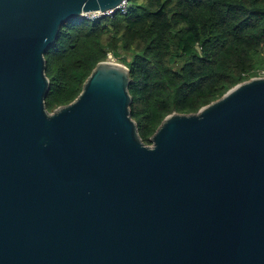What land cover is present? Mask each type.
<instances>
[{
    "label": "water",
    "instance_id": "obj_1",
    "mask_svg": "<svg viewBox=\"0 0 264 264\" xmlns=\"http://www.w3.org/2000/svg\"><path fill=\"white\" fill-rule=\"evenodd\" d=\"M123 1L0 0V264H264V76L168 115L150 145L124 65L47 110L61 27Z\"/></svg>",
    "mask_w": 264,
    "mask_h": 264
},
{
    "label": "trees",
    "instance_id": "obj_2",
    "mask_svg": "<svg viewBox=\"0 0 264 264\" xmlns=\"http://www.w3.org/2000/svg\"><path fill=\"white\" fill-rule=\"evenodd\" d=\"M125 15L64 24L44 54L49 112L108 56L130 71L131 118L150 145L172 113H196L264 66V0H127Z\"/></svg>",
    "mask_w": 264,
    "mask_h": 264
},
{
    "label": "built area",
    "instance_id": "obj_3",
    "mask_svg": "<svg viewBox=\"0 0 264 264\" xmlns=\"http://www.w3.org/2000/svg\"><path fill=\"white\" fill-rule=\"evenodd\" d=\"M127 10H128V2L127 0H124L116 8L111 9L106 12L92 11V12L83 13L81 16V19L95 21V20L105 18V17H112L116 14L125 15L127 13Z\"/></svg>",
    "mask_w": 264,
    "mask_h": 264
},
{
    "label": "rangeland",
    "instance_id": "obj_4",
    "mask_svg": "<svg viewBox=\"0 0 264 264\" xmlns=\"http://www.w3.org/2000/svg\"><path fill=\"white\" fill-rule=\"evenodd\" d=\"M108 60L111 61V62L126 66L125 64H123L121 59L114 58V57L111 56L110 58H108ZM256 71L257 72H256V76L255 77H262V75H264V66L257 68ZM255 77H252V78H255Z\"/></svg>",
    "mask_w": 264,
    "mask_h": 264
}]
</instances>
